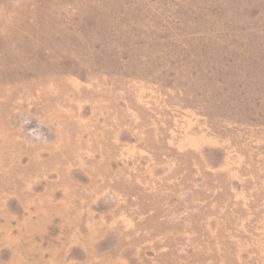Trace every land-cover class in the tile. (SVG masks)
Here are the masks:
<instances>
[{"label": "rangeland", "instance_id": "rangeland-1", "mask_svg": "<svg viewBox=\"0 0 264 264\" xmlns=\"http://www.w3.org/2000/svg\"><path fill=\"white\" fill-rule=\"evenodd\" d=\"M0 264H264V0H0Z\"/></svg>", "mask_w": 264, "mask_h": 264}]
</instances>
